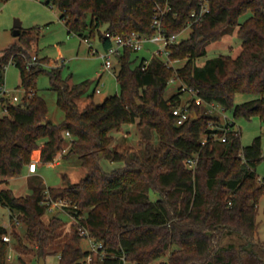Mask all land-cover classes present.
I'll use <instances>...</instances> for the list:
<instances>
[{"label":"trees","instance_id":"16d2710c","mask_svg":"<svg viewBox=\"0 0 264 264\" xmlns=\"http://www.w3.org/2000/svg\"><path fill=\"white\" fill-rule=\"evenodd\" d=\"M44 2L57 7L68 32L83 38L97 33L106 48L111 41L105 32L152 34L150 21L157 6L169 7L163 17L166 33H179L202 0ZM233 33L240 39L238 46L228 45V51L199 61ZM36 38V30L20 28L17 40L0 48V84L11 62L19 68L24 91H32L18 102L0 97V106L7 108L0 115V183L22 174L34 151L41 161L53 160L65 140L69 144L62 156L75 154L85 174L74 182L62 174L64 184L58 186H45L35 175L26 194L0 188V204L7 207L9 221L24 225L20 234L9 233L0 223V264H28L19 254L15 261L7 259L9 242L3 234L21 246L28 242L36 257L45 259L51 253L47 246L61 220L52 216L45 223L42 216L47 201L58 199L67 202L63 206L75 223L53 252L59 255L56 264L84 261L89 251L80 245L83 236L101 243L96 254L102 264H264V241L256 236L257 206L264 192V174L259 179L256 173L264 158L260 136L243 145L236 128L227 132L225 141L213 139L212 132H219L213 126L221 121L198 113L200 103H216L233 119L257 115L264 122V0H208V11L190 25L188 36L167 45L170 60H184L180 66L157 55L136 62L134 50L121 48L116 56L118 92L100 101L90 99L82 108L75 98L85 91L86 81L69 82L62 76V64L25 66ZM40 73L48 75L56 93L63 112L59 122L47 118L46 102L36 91ZM171 78L180 84L165 97ZM182 85L195 91L187 106L195 114L176 124L171 106L181 102ZM238 93L250 96L235 102ZM132 122L142 127L145 137L155 132L157 144L151 150L124 153L111 146L112 131ZM195 154V165L188 167L185 159ZM103 159L121 165L105 169ZM82 228L87 234L80 233Z\"/></svg>","mask_w":264,"mask_h":264},{"label":"rangeland","instance_id":"374dc122","mask_svg":"<svg viewBox=\"0 0 264 264\" xmlns=\"http://www.w3.org/2000/svg\"><path fill=\"white\" fill-rule=\"evenodd\" d=\"M60 12L54 4H47L44 0H0V48L6 47L11 42L17 40V35L13 34V23L16 19L20 21V28L22 29H34L37 32V38L34 43L32 42L31 54H35L39 57H46L49 60L43 61V63H52V60H56L58 64H62V76L68 78L69 82L86 81L85 92L82 97L77 101L80 105L84 99H87V95L92 92V98L94 101H100L109 94L118 92V84L115 78V73L118 70V62L116 58H113V65L109 69H104L102 66L103 60L98 53H91L89 50V44L98 49L99 52L103 51V45L98 38V34L93 36H87L88 41H85L83 37L74 32H68L65 20L59 17ZM246 14L240 16L242 20ZM104 26L100 27V31H104ZM190 27L186 26L182 31L177 34L176 39L180 40L188 36ZM240 39L235 35H226L223 38L222 45L210 47L206 54L199 58L202 62L206 58L214 56L219 52L228 51V45L233 47L238 46ZM156 44L151 42H144L143 46L134 51L132 54L137 55L138 59L141 57L149 58L152 55V51L156 49ZM54 61L53 63H57ZM169 62L174 66H180L184 63V60H170ZM57 65V64H56ZM47 67V66H44ZM178 80H171L165 91V97H169L172 93L177 91L179 85ZM4 87L7 91V96L15 94L22 99H25L27 92L20 85L19 68L13 63L9 62L3 70V82L0 84V97L2 96L1 87ZM95 87L99 88L96 92ZM35 88L37 93L42 96L47 105V118L53 122H59L63 117L62 110L57 106L56 93L50 87L49 77L46 73H40L36 77ZM249 94L238 93L235 95V102H241L249 98ZM191 95L183 91L180 94L181 102H188L191 99ZM198 113H204L205 115H211L210 117H217L219 121H222V114L214 109L212 112L208 111L205 103H200ZM230 119H233L229 112H224ZM211 118L208 120V124L211 123ZM235 127L240 130V140L243 145L249 144L255 136H260L261 139V151L264 155V122H262L257 115H252L250 118L236 117L233 119ZM118 131H112L113 141L111 146L115 149L124 152H136L139 153L143 149L148 148L151 150L157 144V136L155 132H150L148 137L144 136L142 127H138L135 122L126 123L121 126ZM123 133H127L126 140H124ZM122 135L120 141L118 137ZM68 141L65 140L63 147L66 146ZM68 145L65 147L67 149ZM62 151V149H61ZM36 152H33L31 160L36 156ZM102 165L105 169H111L121 165L120 161L102 160ZM67 172L70 177L75 180L85 172L84 167L79 163V160L75 154H71L65 158L60 157L59 162L45 161L38 164L37 173L40 176L42 183L45 186H58L64 184L62 179V173ZM256 173L258 176L264 174V158L256 166ZM37 176V175H36ZM38 176V177H39ZM35 177L34 174H29L27 171L20 174L17 177H13L7 183H0L1 187L9 186L15 195L26 194L30 191L29 178ZM154 196V195H152ZM67 205V202L66 204ZM52 216H57L61 220V224L56 229L57 234L51 240L47 246L51 252L46 255V264L57 263V253L63 242H65L74 229L75 218L70 215L67 208L62 206L48 207V210L43 214L42 220L47 223ZM0 223L7 227L9 233L16 232L23 234L24 225L22 223L11 224L8 218V209L6 206L0 204ZM257 231L256 236L264 241V192L261 195L256 214ZM9 249L7 259L15 261L20 253V256L28 264H38L39 257H36L35 250L31 248L30 244L27 246L19 245L16 240L9 235ZM80 245L84 250H88L89 254L85 257L84 261L79 264H102L98 255L92 247L91 240L83 236L80 239ZM167 253L162 259L166 258Z\"/></svg>","mask_w":264,"mask_h":264},{"label":"built area","instance_id":"2783aa9c","mask_svg":"<svg viewBox=\"0 0 264 264\" xmlns=\"http://www.w3.org/2000/svg\"><path fill=\"white\" fill-rule=\"evenodd\" d=\"M169 7H164L160 8L157 6V9L153 13L150 21V25L153 28V33L150 35L143 34V33H138L135 31H132L129 35L127 36H120L115 33H110V32H105V37H107L110 41L111 44L108 45L106 48L103 49L102 52H99L98 49L94 48L91 44H89V50L91 53H98L100 57L103 60L102 66L104 69H109L113 65V58H116L118 52L120 51L121 48L123 47H129L132 50L136 51L139 50L144 42H151L156 44V49L152 51V55H157L159 56L165 63H170L169 62V57H168V48L167 45L169 43L178 41L176 39L178 33H172V34H167L166 31L164 30V24H163V17L164 13L166 10H168ZM208 11V0H202L201 6L199 10H193L190 13V20L187 23V26L190 27V25L194 22H198L203 15ZM85 41H88L87 38H83ZM151 55V56H152ZM56 61V60H54ZM52 60V63H43L42 61L38 60V56L33 54L31 56V59L25 62V66L28 68L29 65L32 63H40L42 66H52V65H58L57 63ZM173 80V78L170 79V81ZM182 91L188 92L191 96L195 94V91L191 87H187L185 85L181 86ZM96 92L99 91L98 87H95L94 89ZM1 93L3 98H8L10 102H18L21 101V97H18L15 94H11L10 96H7V91L6 89L2 86L1 87ZM32 93V91L29 92V95ZM195 102L200 103L201 99L199 97H195ZM3 103H5V100H3ZM188 102H180L178 105H173L171 106V112L175 117V123L176 124H182L184 121H186L190 116L195 114L194 111H191L187 108ZM207 109L208 111L212 112L214 109H216L218 112H221L222 116V121L221 124L218 126H213L219 129V132H212V138L213 139H219L221 141L226 140V134L228 131L236 129L235 124H233L234 120L230 119L224 112L225 110L218 104L216 103H207ZM7 112L6 106L3 104L0 106V115L4 114ZM66 135H68V131L64 132ZM206 137H204L201 140V143L206 142ZM197 154H195L192 157H187L185 159V164L188 167H193L196 163L197 160ZM37 166L36 160H31L27 164V170L29 172H33ZM261 179V176L258 177ZM48 207H54V206H62L65 204V201L62 199L58 200H51L47 201ZM15 223L17 224L18 221L16 220ZM81 234H87L86 229L82 228L80 229ZM2 239L5 241H9V235L8 234H3ZM91 240V239H90ZM91 244L93 249L95 250V253H97L98 248L101 246V243H97L91 240Z\"/></svg>","mask_w":264,"mask_h":264},{"label":"crops","instance_id":"0c3cea01","mask_svg":"<svg viewBox=\"0 0 264 264\" xmlns=\"http://www.w3.org/2000/svg\"><path fill=\"white\" fill-rule=\"evenodd\" d=\"M40 56V55H39ZM85 92V91H84ZM83 92V93H84ZM83 93L80 95V96H78L77 98H75V100H76V103H77V101L82 97V95H83ZM90 99H93L92 97H90V96H88L87 95V99H84L83 101H82V104H78L77 103V106H78V108H82ZM122 128V127H121ZM124 135L123 136H125V137H123L122 135H120L119 137H118V141H120L121 139H123L124 138V140H126V135H127V133H123ZM123 138H122V137ZM69 143L67 142L66 143V146L68 145ZM65 146V147H66ZM65 147H63L62 148V151L61 150H59V151H57L55 154H54V156H53V160H51V161H54L55 160V163H58L59 162V158L60 157H63L62 156V153L66 150V148ZM64 158V157H63ZM34 160H36V162H37V166H36V168H35V170L33 171V172H29L28 170H27V167H25V171H27L29 174H34V175H37V176H39V174L37 173V168H38V164L40 163V162H42L41 160H39V158H38V151L36 152V156L34 157ZM43 162H45V161H43ZM85 169V168H84ZM24 173V172H23ZM62 174H65L66 176H67V178L71 181V182H74V181H77L78 179H80L84 174H85V172H83V174H81V176L80 177H78V178H76L75 180H73L71 177H70V175L67 173V172H64V173H62ZM40 177V176H39ZM10 179H12V178H10ZM19 255H20V253L19 252H17ZM59 257V255L57 254V258ZM46 264V263H45Z\"/></svg>","mask_w":264,"mask_h":264},{"label":"water","instance_id":"95a60500","mask_svg":"<svg viewBox=\"0 0 264 264\" xmlns=\"http://www.w3.org/2000/svg\"><path fill=\"white\" fill-rule=\"evenodd\" d=\"M19 32H20V21L16 19L13 23V34L18 35ZM38 264H45V259L43 258V256H39Z\"/></svg>","mask_w":264,"mask_h":264}]
</instances>
